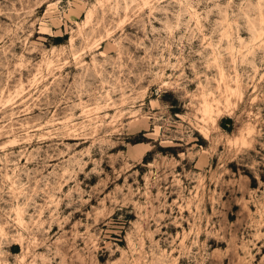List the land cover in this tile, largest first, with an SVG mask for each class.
<instances>
[{"label":"rangeland","instance_id":"1","mask_svg":"<svg viewBox=\"0 0 264 264\" xmlns=\"http://www.w3.org/2000/svg\"><path fill=\"white\" fill-rule=\"evenodd\" d=\"M0 264H264V0H0Z\"/></svg>","mask_w":264,"mask_h":264},{"label":"bare ground","instance_id":"2","mask_svg":"<svg viewBox=\"0 0 264 264\" xmlns=\"http://www.w3.org/2000/svg\"><path fill=\"white\" fill-rule=\"evenodd\" d=\"M211 106H210V103H208L207 101L206 102H204L203 103V112L205 113V114H210L211 113ZM213 110V109H212ZM205 136H206V134L205 133H203ZM241 138V140H242V143H244V137L242 138V136L240 137ZM18 220H20L19 218H18Z\"/></svg>","mask_w":264,"mask_h":264}]
</instances>
